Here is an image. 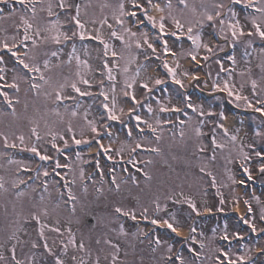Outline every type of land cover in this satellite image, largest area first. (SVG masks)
Segmentation results:
<instances>
[{
	"label": "snow or ice",
	"instance_id": "obj_1",
	"mask_svg": "<svg viewBox=\"0 0 264 264\" xmlns=\"http://www.w3.org/2000/svg\"><path fill=\"white\" fill-rule=\"evenodd\" d=\"M0 101V264H264V0H0Z\"/></svg>",
	"mask_w": 264,
	"mask_h": 264
},
{
	"label": "rangeland",
	"instance_id": "obj_2",
	"mask_svg": "<svg viewBox=\"0 0 264 264\" xmlns=\"http://www.w3.org/2000/svg\"><path fill=\"white\" fill-rule=\"evenodd\" d=\"M172 39L173 38H171V39H169V41H170V43H171V41H172ZM169 60H170V62H171V59L172 58H168ZM155 63H156V61H154L153 60V65H155ZM181 63L184 65V67H188V62H187V60H182L181 61ZM227 66V65H226ZM150 71H151V69H150ZM206 71V70H205ZM160 74H163V69H162V71L160 70ZM213 74H215V69L213 70ZM201 75H202V73H201ZM202 77H203V75H202ZM186 82V84H187V80L185 81ZM239 82V78L237 77V83ZM177 87L178 86H176V85H174L172 82H171V80H168L167 81V86H166V88H168V90H169V94H170V99H171V101H172V103H178L181 99H182V96H180V95H177ZM165 88V87H164ZM161 89H163L162 87H161ZM206 89L207 90H209L208 88H206V87H204V85L203 84H201L200 85V87H196L195 85H191V86H189V87H187L185 90H181V91H186V93L188 94V95H190L191 97H192V100L194 101V102H197V103H203L204 105H205V108L207 109L208 107H212L214 110H217V109H219L220 107H221V105H223V107H224V109H225V111H226V113L229 115V122L230 121H232V117L233 116H236V118H237V120H240V119H242L243 120V125H239L238 123L236 124V126H240V127H242V133H241V135H243V132L244 131H248V130H250V127L248 126V120H252V121H254V122H256V125H258L259 124V116H257V115H255V114H252L251 116L249 115V116H247V117H243L241 114H240V112H236V113H233V112H230L229 110H227L226 108H225V106H224V101L223 100H227V101H229L228 100V98L226 97V96H224L223 94H219V95H221L222 96V99H220V100H217V99H215V97H214V95L211 97V99H208V100H202V99H198V98H196V93H197V90H199V91H203V92H210V91H206ZM155 95H157V96H161L162 95V93H161V91H157L156 93H155ZM83 103H88V102H90V101H88L87 99H85V100H83L82 101ZM233 106H235L234 104H232ZM0 108H2L1 106H0ZM5 110V109H4ZM241 110V109H240ZM5 111H7V110H5ZM190 111V110H189ZM240 115V116H239ZM257 117V119H253V117ZM230 124H232V122L230 123ZM23 132H24V134H25V136H26V138L30 135V133L28 132V126L27 125H25L22 129H21ZM205 130H207V129H205ZM0 131H5L6 133H9V134H11L12 132H14V131H16V129L15 128H7V127H5L3 124H0ZM41 134H43V132L41 133ZM10 139H11V135H10ZM105 143H107V141L105 140L104 141ZM13 150H15L16 152H19L20 150L19 149H13ZM13 150H7V149H4V147H3V141H2V139H0V151H7L10 155H12L13 157H15L16 159H21V160H23V161H25L26 163H29V164H31L32 166H33V163H34V160H33V158L31 159V158H29V157H25V156H23L24 154H26L27 152H22L21 154H17V155H14V154H12L14 151ZM77 151H81L82 153H84L85 154V158H87V153H88V151H89V149H84V150H79V149H77ZM70 155L72 154V153H69ZM60 159H61V162L63 163L64 162V160H63V157H60ZM0 163H4L2 160H0ZM45 166H47V165H45ZM0 171H2V170H0ZM117 173H119V171H117ZM256 172H255V170L253 171V175L254 176H256ZM26 175L27 174H25V178H26ZM257 177V176H256ZM258 179V182H261L260 181V179L259 178H257ZM249 183V182H248ZM236 190H237V188H236ZM223 191H225V193H226V195L228 194V192H229V189H224ZM254 191V190H253ZM238 192H240V191H237V193ZM255 192V191H254ZM263 196L264 197V193H263V190L261 191V194H260V196ZM240 196H241V200L243 199V198H246V197H244L243 195H241V193H240ZM254 202V207H255V213L257 214V216H258V212H259V205H257L256 203H255V201H253ZM234 207V205L233 204H229L228 206H227V208H226V212H229V211H232V208ZM225 212V213H226ZM223 214L224 213H221V214H218L217 216H216V218H215V220H217V219H219V222L221 223V220L224 218L223 217ZM237 216V215H236ZM237 217H231V220H229L228 222H229V226H230V228H232V229H238L239 230V225H238V221H233L234 219H236ZM214 217L212 218H209L208 219V221H207V224H208V226L209 227H211L213 224H214ZM224 220V219H223ZM257 220H258V218H257ZM257 222V221H256ZM222 224V223H221ZM231 224H232V227H231ZM241 232H243L242 230H240ZM258 239H261V240H264V237H261V238H258ZM256 240V239H255Z\"/></svg>",
	"mask_w": 264,
	"mask_h": 264
},
{
	"label": "bare ground",
	"instance_id": "obj_3",
	"mask_svg": "<svg viewBox=\"0 0 264 264\" xmlns=\"http://www.w3.org/2000/svg\"><path fill=\"white\" fill-rule=\"evenodd\" d=\"M239 211H241V205L239 204Z\"/></svg>",
	"mask_w": 264,
	"mask_h": 264
}]
</instances>
